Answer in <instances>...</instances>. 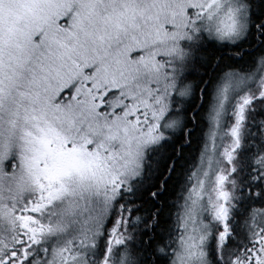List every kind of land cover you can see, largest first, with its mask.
Segmentation results:
<instances>
[{"label":"snow or ice","instance_id":"1","mask_svg":"<svg viewBox=\"0 0 264 264\" xmlns=\"http://www.w3.org/2000/svg\"><path fill=\"white\" fill-rule=\"evenodd\" d=\"M0 264H264V0H0Z\"/></svg>","mask_w":264,"mask_h":264}]
</instances>
